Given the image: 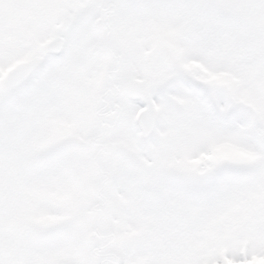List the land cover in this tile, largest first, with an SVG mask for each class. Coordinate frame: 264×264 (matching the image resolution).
Listing matches in <instances>:
<instances>
[{
	"label": "snow or ice",
	"instance_id": "obj_1",
	"mask_svg": "<svg viewBox=\"0 0 264 264\" xmlns=\"http://www.w3.org/2000/svg\"><path fill=\"white\" fill-rule=\"evenodd\" d=\"M0 264H264V0H0Z\"/></svg>",
	"mask_w": 264,
	"mask_h": 264
}]
</instances>
